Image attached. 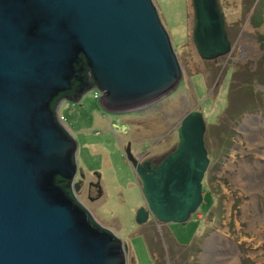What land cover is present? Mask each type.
<instances>
[{"label": "water", "instance_id": "obj_1", "mask_svg": "<svg viewBox=\"0 0 264 264\" xmlns=\"http://www.w3.org/2000/svg\"><path fill=\"white\" fill-rule=\"evenodd\" d=\"M202 61L230 43L217 0H190ZM182 71L152 0H0V264H125L126 246L74 193L76 143L57 120L88 91L122 113L174 89ZM202 114L187 112L158 163L124 155L140 182L138 224L184 223L208 166Z\"/></svg>", "mask_w": 264, "mask_h": 264}, {"label": "rangeland", "instance_id": "obj_2", "mask_svg": "<svg viewBox=\"0 0 264 264\" xmlns=\"http://www.w3.org/2000/svg\"><path fill=\"white\" fill-rule=\"evenodd\" d=\"M152 2L181 80L134 111H105L95 89L75 103L60 102L57 116L76 143L74 195L126 246L125 264H264V0H217L231 49L214 61L195 53L190 0ZM193 109L205 123L209 161L202 202L184 223L138 224L145 202L125 148L158 163Z\"/></svg>", "mask_w": 264, "mask_h": 264}, {"label": "built area", "instance_id": "obj_3", "mask_svg": "<svg viewBox=\"0 0 264 264\" xmlns=\"http://www.w3.org/2000/svg\"><path fill=\"white\" fill-rule=\"evenodd\" d=\"M58 122L63 126V121L65 120L62 116H57ZM64 127V126H63Z\"/></svg>", "mask_w": 264, "mask_h": 264}, {"label": "flooded vegetation", "instance_id": "obj_4", "mask_svg": "<svg viewBox=\"0 0 264 264\" xmlns=\"http://www.w3.org/2000/svg\"><path fill=\"white\" fill-rule=\"evenodd\" d=\"M143 161V160H140V162Z\"/></svg>", "mask_w": 264, "mask_h": 264}, {"label": "bare ground", "instance_id": "obj_5", "mask_svg": "<svg viewBox=\"0 0 264 264\" xmlns=\"http://www.w3.org/2000/svg\"><path fill=\"white\" fill-rule=\"evenodd\" d=\"M247 47V46H246ZM250 51V50H249Z\"/></svg>", "mask_w": 264, "mask_h": 264}]
</instances>
